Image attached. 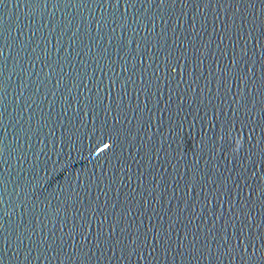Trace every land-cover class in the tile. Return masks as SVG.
Masks as SVG:
<instances>
[{
    "label": "water",
    "instance_id": "water-1",
    "mask_svg": "<svg viewBox=\"0 0 264 264\" xmlns=\"http://www.w3.org/2000/svg\"><path fill=\"white\" fill-rule=\"evenodd\" d=\"M0 264H264V0H0Z\"/></svg>",
    "mask_w": 264,
    "mask_h": 264
},
{
    "label": "snow or ice",
    "instance_id": "snow-or-ice-1",
    "mask_svg": "<svg viewBox=\"0 0 264 264\" xmlns=\"http://www.w3.org/2000/svg\"><path fill=\"white\" fill-rule=\"evenodd\" d=\"M109 148V145L107 144V143H105L104 145H103V149H108Z\"/></svg>",
    "mask_w": 264,
    "mask_h": 264
}]
</instances>
